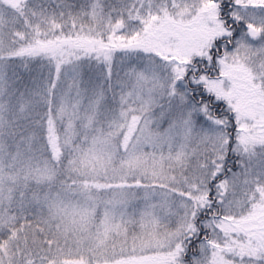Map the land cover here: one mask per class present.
<instances>
[{
    "label": "snow or ice",
    "instance_id": "obj_1",
    "mask_svg": "<svg viewBox=\"0 0 264 264\" xmlns=\"http://www.w3.org/2000/svg\"><path fill=\"white\" fill-rule=\"evenodd\" d=\"M0 264H264V0H0Z\"/></svg>",
    "mask_w": 264,
    "mask_h": 264
}]
</instances>
